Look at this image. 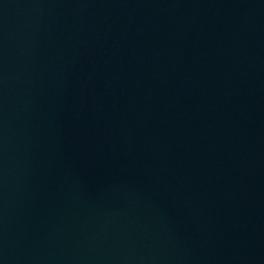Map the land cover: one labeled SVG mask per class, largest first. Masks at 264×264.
<instances>
[{"label":"water","instance_id":"water-1","mask_svg":"<svg viewBox=\"0 0 264 264\" xmlns=\"http://www.w3.org/2000/svg\"><path fill=\"white\" fill-rule=\"evenodd\" d=\"M230 0H0V264H264V52Z\"/></svg>","mask_w":264,"mask_h":264}]
</instances>
